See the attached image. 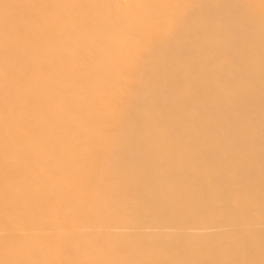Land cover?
Segmentation results:
<instances>
[{
	"label": "bare ground",
	"instance_id": "obj_1",
	"mask_svg": "<svg viewBox=\"0 0 264 264\" xmlns=\"http://www.w3.org/2000/svg\"><path fill=\"white\" fill-rule=\"evenodd\" d=\"M0 264H264V0H0Z\"/></svg>",
	"mask_w": 264,
	"mask_h": 264
}]
</instances>
